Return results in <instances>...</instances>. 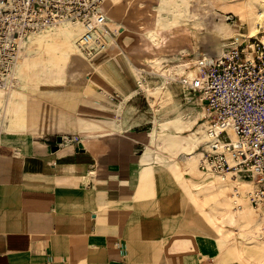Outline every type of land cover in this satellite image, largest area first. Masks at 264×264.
Returning a JSON list of instances; mask_svg holds the SVG:
<instances>
[{"label":"crops","instance_id":"crops-1","mask_svg":"<svg viewBox=\"0 0 264 264\" xmlns=\"http://www.w3.org/2000/svg\"><path fill=\"white\" fill-rule=\"evenodd\" d=\"M103 54L92 61L98 69L76 73L78 83L71 87L37 88L17 103L13 117L10 101L5 104L0 264L192 262L193 244L185 232L192 186L180 179L183 166L152 145L161 125L180 117L161 119L152 132L146 94L139 92L131 69L135 62L119 71L107 66L109 55ZM197 56L202 55L188 57ZM65 70L53 80L64 79ZM87 75L95 86L87 84ZM174 88L196 118L183 117L185 124L197 120L195 129L203 118L198 98L181 84ZM11 90L4 91L10 96ZM132 93L125 103L130 118L121 130L118 108ZM110 95L120 97L121 104ZM170 130L177 132L175 126Z\"/></svg>","mask_w":264,"mask_h":264},{"label":"bare ground","instance_id":"bare-ground-1","mask_svg":"<svg viewBox=\"0 0 264 264\" xmlns=\"http://www.w3.org/2000/svg\"><path fill=\"white\" fill-rule=\"evenodd\" d=\"M129 4H132L130 0H107L104 4L105 12L110 20V31L105 35V40L107 42L106 54L109 55V61L111 62V64L107 66H114L121 71L127 67L126 65L129 62L134 63V61H136L146 64L150 69V71L147 70L148 72L162 79V83L153 91H150L152 94L160 95L166 100H172L174 97L172 86L178 79L182 78V76H184L183 79L193 81L194 83H197L199 80L201 68L194 64H196L195 60H198L200 57L197 56L191 59V63H189L191 65L185 62L184 65L188 66L182 67L181 69L179 68L181 63H166V56L172 55L177 51L183 52L188 56L192 52H196L207 58L218 57L224 53L225 45H221L222 43L213 45L214 43L211 44L203 35L200 24L194 19L199 15V12H193L191 10L192 0L141 1L139 5L142 6V8H139L134 16V28L131 24L126 22L128 18L124 17L123 14L125 7ZM234 5L230 9L239 14L250 26V34L248 37H256L259 33L257 25L261 24L264 27V0H247L241 5ZM210 9L209 7L208 10ZM213 24H215V28L222 35L226 37H231L233 35L231 28L228 27L229 24H219L216 22V18ZM130 28H133L132 31L134 33L132 34H134V41L132 38H127ZM82 31L83 28L80 24L66 22L46 28L39 33H32L33 35H30L28 40L24 42L25 45L23 44L24 49L21 51L22 54H20L17 64L16 83L9 88L0 85V104L4 99H6L7 102L10 101L16 94H22L26 97L37 88H53L57 85L71 87L73 83H78L75 79V77H78L76 73L93 72L98 69V66L93 64L92 60H90L78 46V39ZM54 35H60L65 40L60 46V51L63 57L67 58L66 67L68 75L61 80H38L36 82H30L28 80L29 76L32 72L41 70L40 67H45L43 72H51L53 68L56 67L57 55L53 52L52 54H45L47 53V49L45 50L44 45V43ZM236 38L238 41L242 40L240 36H236ZM28 42L40 45V50H27L26 44ZM133 65H135V63ZM136 69H138V67H136ZM179 69L182 71L180 72ZM88 78L87 84L89 86H95V81L91 80L89 76ZM81 82L83 84L86 82L84 76H82ZM139 84L141 85L139 91L142 90L144 92L146 83L140 80ZM10 89H12L11 95L8 96L5 91ZM152 94L148 93V96ZM132 95L133 93L125 95L122 105L125 104ZM196 123L197 120L193 123L185 124L184 120L179 118L177 121L173 122V126L176 127L177 132L163 133V130H167L171 127L170 123H165L160 127L161 133L158 135V141L161 145H165L172 149L175 155L180 152H185L187 157L181 172H183L182 174L185 175V177L187 176L188 180H186L191 182L190 184L192 187L191 190H189V195L191 196L192 204L207 215L210 224L215 228L222 229L227 219L230 218L232 221H235L238 216L248 218L253 214L252 212H256L253 210L254 207L249 197L255 186L254 183L250 181L240 180L232 175L226 177L219 176L224 183L218 181L216 179L217 177L206 179L202 183L193 182L195 173L198 169L197 160L199 156H201L197 148L201 145L204 140L203 138L206 137L202 124H200L198 129H193ZM230 178L232 179L230 180Z\"/></svg>","mask_w":264,"mask_h":264},{"label":"built area","instance_id":"built-area-1","mask_svg":"<svg viewBox=\"0 0 264 264\" xmlns=\"http://www.w3.org/2000/svg\"><path fill=\"white\" fill-rule=\"evenodd\" d=\"M106 1L0 0V85L9 88L16 83L17 64L29 36L54 25L80 24V50L92 61L105 53V35L110 31ZM260 47L245 41L225 48L218 57L202 55L194 64L201 68L198 82L184 76L176 82L198 98L205 113L201 123L207 140L198 148L200 170L254 183L251 202L264 216V49ZM184 63L179 68L188 66Z\"/></svg>","mask_w":264,"mask_h":264},{"label":"rangeland","instance_id":"rangeland-1","mask_svg":"<svg viewBox=\"0 0 264 264\" xmlns=\"http://www.w3.org/2000/svg\"><path fill=\"white\" fill-rule=\"evenodd\" d=\"M130 1L132 2V4H129L128 6L125 7L123 14H124V17L128 18L126 22L131 24V26H133L134 28L135 27L134 16L136 15L137 10L139 8H142V6H140L139 3L141 1H146V0H130ZM246 1L247 0H192L191 10L193 12H199V15L196 16V18L194 19L196 20V22L200 24V29L203 32V35L206 37V39H208L211 42V44L214 43L213 45H215V44L222 43L221 45L223 46L225 45L224 48H227L235 44L245 42L247 40L248 43H253V44L260 43L261 44L260 50H263L264 49V27L263 25L258 24L257 25V27L259 28L258 35L256 37L249 38L248 37V35L250 34L249 24L244 19H242V17L239 14L235 13L233 10L230 9L231 7H233L234 4L241 5ZM209 7L211 8L210 10H208ZM215 18H216V22L219 24H225V25L229 24L228 27H230L233 32V35L231 37H226L222 35L220 32H218V30L215 28V24H213ZM133 28H130V32L128 33L127 38L129 39L132 38L134 41L135 40L133 38L134 34H132L134 33L132 31ZM236 36H240L242 40L237 42ZM64 41L65 40L62 36L54 35L50 37L48 41L44 43L45 50L47 49L46 50L47 53L45 54L48 55L49 53L52 54L53 52L55 55H57L58 57L57 65L55 68H53L51 72H43L45 67H40L41 70L32 72V74L29 76V79H28L30 82H36L42 79L53 80L55 76H63L66 73L65 69H67L66 67L67 58L63 57V54L60 51L61 49L60 46L61 44L64 43ZM40 47H41L40 45L38 44L36 45L31 42H28L26 44L27 50L32 49V50L39 51ZM106 53H107V50L105 54ZM175 54L166 56L165 62L175 64V63H184L186 61L193 59L192 57H188V55H185L183 52H179L177 53V55ZM102 55L104 54H101L99 56H102ZM176 58H180L184 60L178 61L176 60ZM134 62H135V66L141 70L140 71L136 69L135 66L134 67L132 66L131 68L134 74L137 76V82L138 80L140 81L142 79L144 80V78L146 79L145 81L146 88L144 90V94H146L145 101H147V111H151L149 113V115L152 116L150 119H152L154 122L150 126L152 128V132L158 127V125L163 124L160 122L161 119H166V118L170 119L172 115H175V114L177 117H180L181 119H184L183 117H185V119H187L188 121L196 119L195 117L191 118L193 111L192 109H190L189 105L185 104V101L183 100L184 98L181 95L180 90L178 88L177 89L174 88L177 83H174V85L172 86V91L174 94V97L172 98V100H166L160 95L152 94V92L150 91H153L155 88H157L162 83V79L160 77H157V75H153L150 72H148L150 71V69L147 67L146 64H142L136 61ZM93 63L95 62L93 61ZM148 93L152 95L148 96ZM108 98L113 101H115L114 99L118 100L119 98V101L117 102L121 104L120 97H115L113 95H110ZM26 99H27V96L25 97V95L16 94L9 102L10 104L9 113H8L9 116L13 117L15 115V109H16L17 103L20 100L24 101ZM5 103H7L6 99H4L0 104V113H1L0 123L2 120V114L5 110ZM118 109L119 111H118L117 121L119 122L120 129L124 130L126 129L125 125L127 126L128 124L127 123L129 121L128 118H130L127 115L128 113H127L126 104L125 106L121 105ZM200 113H201L200 116L202 118L204 112L200 111ZM176 116H173V117H176ZM170 124L171 126H173V123H170ZM199 127L200 125H198L195 128V130L198 129ZM170 128L167 130V132L171 131ZM203 139H204L203 141L205 142L207 140V137ZM203 141L202 143H204ZM152 145L153 147H158L162 149V151L168 153L171 158L176 159L179 169L182 168L183 163L187 157L185 152L182 156H179L180 154L175 155L172 149H170L169 147L165 145H160L159 141L154 142ZM200 146L201 145H199V147ZM198 153H200V150L198 151ZM200 160H201V156H199L197 160L198 169H197V172L195 173V179L192 178L194 179L193 182L202 183L206 179H213L214 177H217L216 179L218 181L224 183L218 175L204 174L199 168ZM198 174L199 175L201 174L200 177ZM180 179L184 180V182L188 180L187 176L185 177V175L183 174ZM231 179L232 178H230V180ZM188 183H191V182H188ZM188 196H189L190 202H189V213L186 219L187 225L185 223L186 225L185 232L187 233L188 238L191 239L192 244H193V256L191 259L192 260L191 264H264V243H263L264 242V225H263L264 216H262L255 208H253V210H255L256 212H252L253 214L250 215L248 218H243V217L238 216L237 220L235 221H232L229 218L227 219V222H225L222 229H219L217 227L215 228L212 224L209 223L207 215L203 213L202 211H200L198 208H196V206L192 204L191 196L189 194Z\"/></svg>","mask_w":264,"mask_h":264}]
</instances>
